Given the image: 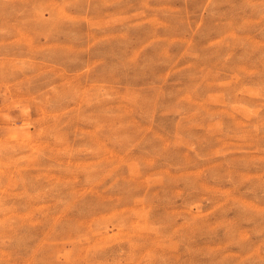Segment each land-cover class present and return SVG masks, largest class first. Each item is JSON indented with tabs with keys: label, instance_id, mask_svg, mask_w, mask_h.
<instances>
[{
	"label": "rangeland",
	"instance_id": "rangeland-1",
	"mask_svg": "<svg viewBox=\"0 0 264 264\" xmlns=\"http://www.w3.org/2000/svg\"><path fill=\"white\" fill-rule=\"evenodd\" d=\"M0 264H264V0H0Z\"/></svg>",
	"mask_w": 264,
	"mask_h": 264
}]
</instances>
